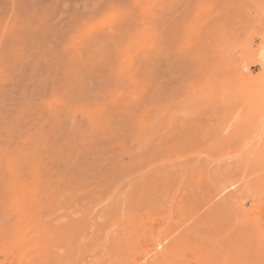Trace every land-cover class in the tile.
<instances>
[{"label":"rangeland","instance_id":"obj_1","mask_svg":"<svg viewBox=\"0 0 264 264\" xmlns=\"http://www.w3.org/2000/svg\"><path fill=\"white\" fill-rule=\"evenodd\" d=\"M259 50L264 0H0V264H264Z\"/></svg>","mask_w":264,"mask_h":264},{"label":"bare ground","instance_id":"obj_2","mask_svg":"<svg viewBox=\"0 0 264 264\" xmlns=\"http://www.w3.org/2000/svg\"><path fill=\"white\" fill-rule=\"evenodd\" d=\"M84 7V6H83ZM70 17V16H69ZM39 42V41H38ZM165 42V41H164ZM48 51V50H47ZM260 52H259V55H260V57L262 58V60L264 59V50H259ZM59 54V53H58ZM62 56V55H61ZM190 59V58H189ZM63 60V59H62ZM43 61H45V60H43ZM264 61V60H263ZM60 62V61H59ZM178 63V62H177ZM57 64V63H56ZM115 64V63H114ZM222 65V64H221ZM178 67V66H177ZM54 69V68H53ZM179 69H180V67H179ZM173 70V69H172ZM174 71V70H173ZM210 72V71H209ZM53 73V72H52ZM114 73V72H113ZM208 73V72H207ZM206 73V74H207ZM209 74V73H208ZM47 75V74H46ZM56 75V74H55ZM176 76V75H175ZM44 77V76H43ZM177 77V76H176ZM179 77V76H178ZM195 79V78H194ZM209 79V78H208ZM211 79V78H210ZM170 80V79H169ZM196 80V79H195ZM167 81V80H166ZM197 82V81H196ZM181 83V82H180ZM208 83H209V81H208ZM199 84V83H198ZM215 84V83H214ZM193 85H195V84H193ZM45 86V85H44ZM189 86V85H188ZM213 87V86H212ZM221 88V87H220ZM163 89V88H162ZM184 89V88H183ZM192 89V88H191ZM197 89H200V88H197ZM202 89V88H201ZM228 89V88H227ZM229 90V89H228ZM181 91V90H180ZM204 91V90H203ZM200 92V91H199ZM189 93H190V90H189ZM210 93V92H209ZM217 94V93H216ZM177 95H178V93H177ZM235 97V96H234ZM176 98V97H175ZM9 99V98H8ZM195 99V98H194ZM151 109V108H150ZM7 114V113H6ZM227 118V117H226ZM171 120V119H170ZM129 122V121H128ZM62 123V122H61ZM184 123V122H183ZM177 125V124H176ZM234 127V126H233ZM155 128V127H154ZM174 128V127H173ZM242 129V128H241ZM142 130V129H141ZM147 130V129H146ZM155 130V129H154ZM69 133V132H68ZM149 133V132H148ZM170 134V133H169ZM155 135V134H154ZM147 136V135H146ZM148 137V136H147ZM163 137V136H162ZM163 140V139H162ZM144 145V144H143ZM184 146V145H183ZM66 147V146H65ZM256 148V147H255ZM236 153V152H235ZM238 155V154H237ZM138 160V159H137ZM236 161V160H235ZM104 162V161H103ZM140 163V162H139ZM150 165V164H149ZM152 165V164H151ZM158 165V164H157ZM253 165V164H252ZM76 166V165H75ZM77 169V168H76ZM234 169V168H233ZM192 170V169H191ZM226 170V169H225ZM85 171V170H84ZM70 172V171H69ZM72 172V171H71ZM134 173V172H133ZM167 174V173H166ZM228 174V173H227ZM126 175V174H125ZM75 176V175H74ZM106 176V175H105ZM96 177V176H95ZM112 177V176H111ZM126 178V177H125ZM70 179V178H69ZM92 179V178H91ZM101 179H103V178H101ZM105 179V178H104ZM121 179V178H120ZM123 179H124V177H123ZM151 179V178H150ZM107 180V179H106ZM64 181V180H63ZM112 181V180H111ZM164 181V180H163ZM176 181V180H175ZM85 182V181H84ZM93 182V181H92ZM119 182V181H118ZM192 183V182H191ZM10 184V183H9ZM143 184V183H142ZM68 185V184H67ZM76 185H77V183H76ZM138 185V184H137ZM148 185V184H147ZM199 185V184H198ZM113 186V185H112ZM117 186V185H116ZM104 187V186H103ZM139 188V187H138ZM81 189V188H80ZM116 189V188H115ZM128 189V188H127ZM140 189V188H139ZM206 189V188H205ZM75 190V189H74ZM86 190V189H85ZM132 190V189H131ZM201 190V189H200ZM220 190V189H219ZM151 191V190H150ZM86 192V191H85ZM135 192V191H134ZM74 194V193H73ZM158 194V193H157ZM61 195V194H60ZM83 196V195H82ZM148 196V195H147ZM216 197V196H215ZM257 197V196H256ZM72 199V198H71ZM248 201V200H247ZM109 205V204H108ZM140 205V204H139ZM61 208V207H60ZM221 208V207H220ZM62 213V212H61ZM59 214V213H58ZM256 214V213H255ZM73 215V214H72ZM140 215V214H139ZM244 215V214H243ZM72 217V216H71ZM243 219V218H242ZM68 220V219H67ZM101 220V219H100ZM39 221V220H38ZM80 224V223H79ZM71 225V224H70ZM38 226V225H37ZM39 231V230H38ZM37 231V232H38ZM114 232V231H113ZM221 233V232H220ZM227 233V232H226ZM90 234V233H89ZM31 235V234H30ZM106 238V237H105ZM97 239V238H96ZM156 245H155V248H159L160 246H162L161 245V243L160 242H157V243H155ZM171 245V244H170ZM199 245V244H198ZM166 246H169V245H166ZM165 246V247H166ZM35 247V246H34ZM211 247V246H210ZM161 248V247H160ZM166 248H168V247H166ZM164 248H162V250H163ZM155 250V249H154ZM154 250H152V251H154ZM166 250V249H165ZM180 250V249H179ZM63 251V250H62ZM159 251V250H158ZM156 252V254H155V258L157 257V258H159L160 259V256H162V253L161 252ZM167 252V251H166ZM155 253V252H154ZM164 254V253H163ZM165 255V254H164ZM163 255V256H164ZM254 255V254H253ZM153 256H154V254H153ZM251 257V256H250ZM164 258V257H163ZM167 258H168V256H167ZM59 259V258H58ZM57 259V260H58ZM153 260V259H152ZM155 260V259H154ZM158 261V260H157ZM159 262H160V260H159Z\"/></svg>","mask_w":264,"mask_h":264}]
</instances>
